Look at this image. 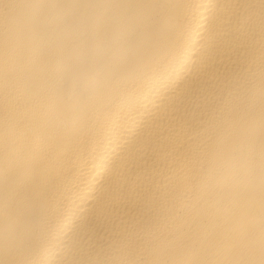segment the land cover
Masks as SVG:
<instances>
[{
    "label": "bare ground",
    "instance_id": "6f19581e",
    "mask_svg": "<svg viewBox=\"0 0 264 264\" xmlns=\"http://www.w3.org/2000/svg\"><path fill=\"white\" fill-rule=\"evenodd\" d=\"M121 2L161 6L134 22L148 48L143 63L86 131L73 124L36 142L4 193L9 208L24 220L52 217L40 264H56L71 245L114 241L128 245L134 264H164L168 253L234 255L248 238L247 197L217 189L212 162L264 121L252 107L259 52L242 7L251 0ZM19 3L0 0V23ZM26 94L15 83L0 92V117L16 115Z\"/></svg>",
    "mask_w": 264,
    "mask_h": 264
},
{
    "label": "clouds",
    "instance_id": "9594fccd",
    "mask_svg": "<svg viewBox=\"0 0 264 264\" xmlns=\"http://www.w3.org/2000/svg\"><path fill=\"white\" fill-rule=\"evenodd\" d=\"M157 7L161 6L121 0L78 6L20 0L0 23V92L8 94L13 83L27 89L16 115L0 117V264H40L36 256L52 223L49 215L30 221L10 210L4 193L13 177L23 174L37 141L73 124L86 131L96 122L90 117L101 104L130 86L131 75L148 51L137 38L134 22ZM242 7L259 52L251 75L252 107L257 113L264 111V0H251ZM212 179L221 191L246 194V244L234 255L212 259L168 253L164 264H264V121L254 120L248 132L215 156ZM56 264L134 261L128 245L114 241L99 248L71 245L62 250Z\"/></svg>",
    "mask_w": 264,
    "mask_h": 264
}]
</instances>
